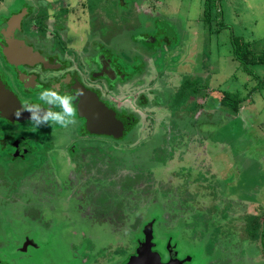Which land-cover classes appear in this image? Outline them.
<instances>
[{
    "label": "rangeland",
    "instance_id": "obj_1",
    "mask_svg": "<svg viewBox=\"0 0 264 264\" xmlns=\"http://www.w3.org/2000/svg\"><path fill=\"white\" fill-rule=\"evenodd\" d=\"M132 1L124 0L123 5ZM22 2L0 0V13L15 12ZM115 2L41 3L52 4L57 20L67 14L65 6L72 9L65 16L67 30L62 36L75 52L84 49V40L91 41V21L94 27L105 26L98 29L103 41L108 42L110 35L111 39L117 37L113 46L121 43L119 50L126 52L137 35L138 30L132 31L140 13L144 14V27L148 29L151 24L152 33H159L154 40L158 50L166 46L168 51L167 60H155L143 67L136 60L131 61L132 66L126 65L125 57L119 56L117 49L111 50L119 57L120 69L133 81L118 86L105 98L132 111L139 121L131 139L121 141L123 144L101 138L107 144L92 155L105 157L106 165L97 161V166L92 164L85 172L80 164L84 181L91 180V201L97 206L89 204L85 192L78 197L75 188L62 180L53 186L48 173L43 178L45 189L41 187L46 194L33 197L45 209H29L23 221L0 200V219L7 216L9 231L25 233L38 245L30 256L33 264L124 263L142 239V228L149 219H158L154 224L158 249L172 240L177 256L191 259L190 264H264V68L250 65L252 73L247 75L230 52V36L254 43L253 56L264 49V0H220V13L215 18L218 26L212 25L211 32L203 26L202 0H139L138 5L133 3L132 18L129 15L127 30L121 34L116 32L125 24L124 12L117 10ZM88 10L96 14L95 18L91 19ZM146 18L153 19V24ZM162 37H167L166 43L159 42ZM187 79L194 83V94L188 90L190 100L185 94L182 100L173 101L181 86L187 89ZM139 87L153 106L138 102ZM223 92H236L243 99L233 115L220 103ZM59 127L52 133L53 145L69 146L68 137L76 134L74 125ZM38 157L15 162L10 171L16 173V179L26 175L32 181L35 173L30 175L27 170L38 168ZM57 158L66 170L67 157ZM88 161L83 158L84 167ZM84 183L80 179V185ZM30 184L23 182L24 200ZM135 191L141 198L138 202ZM157 204L159 209L152 211ZM36 213L43 218L33 226L35 221L29 217H37ZM0 233H9L1 222Z\"/></svg>",
    "mask_w": 264,
    "mask_h": 264
},
{
    "label": "flooded vegetation",
    "instance_id": "obj_2",
    "mask_svg": "<svg viewBox=\"0 0 264 264\" xmlns=\"http://www.w3.org/2000/svg\"><path fill=\"white\" fill-rule=\"evenodd\" d=\"M115 1L118 8L117 10L121 8V10L124 12L125 24L120 26L119 30L116 32L121 34L123 29L127 30L126 22L129 15H131V12L133 11V3L138 5L137 1L139 0L132 1L131 5L129 6H126V4L125 6L123 5L124 0ZM43 2H45V0H23L19 10L15 12L12 10H7L6 12L4 11L0 13L1 81L4 82L11 90L21 106L25 105L26 103H38L44 109L52 107L48 106L44 101L39 100L41 92L46 89H52L55 87L58 89L61 95L67 93L74 96L76 98L73 101L74 106L76 105L75 100H77L79 97L77 92L79 91V87H82L89 92L92 91L97 94L99 99L104 104L110 108H113L118 113V115L125 120L126 132L125 136L118 140L105 136L92 135L86 130L85 119L80 117L76 111V115L74 117L76 122L73 124L76 134L73 137H68L66 142V144H69L70 146V149L68 150V145L65 147L62 144H60L58 147L53 145L54 140H52V133L60 128L59 125L54 127V125L57 123L49 121L47 125L37 127L30 119H25L18 122H10L0 117V134H2V136H0V194H2V198H0V200L3 202V207L9 205L10 209L15 210L13 211V214L17 217L19 216L23 221H26V212H30L29 209H35V206H37L39 207L37 209L40 211L44 207L40 204V201L35 200L33 197L38 196L41 198L46 194L47 191L44 190L45 188L42 184L44 176L47 177L48 173L53 180V186H57L58 180H62L64 181V184H67L68 186L71 185L73 189L75 188L74 194H78V197H81L83 192H85L89 197V204L92 202L93 205L97 206L98 203L95 204L94 201H91V180L84 181V174L80 173V170L84 168V171L87 172L89 170L88 168L92 166V164L97 166V161H101L103 165H106L105 157L101 155H92L99 153L97 150L102 148V145L107 144L105 141H102L101 138L113 140L119 144H123L121 141L126 140V138L127 141H129L135 127L138 124L137 122L136 125L134 124L132 128H129L131 123L127 120V112H133L128 111L125 108L116 107L105 98L107 94L116 92L118 86L122 87L124 85H129L130 82L133 81L131 80V76H129L128 73H125L122 71V69H120L121 65L119 66V63L117 62L119 61V57H116V53V55L112 54V51L113 49H117L118 55L125 57L126 65L130 66L131 61L136 60V62H138L139 65L141 64L143 67L148 66L149 62L152 63L155 60H159L160 62L167 60L165 53L168 52L166 50V46L164 50H158V44H155L154 40L159 36V33H152L153 29L151 24L148 29H146L147 26L144 27V14L142 13L136 16L137 25L136 28L134 27L135 29L132 32L138 30L137 35H135L134 38L131 39L130 43H128L129 46L126 47V52H123L125 51L124 49L119 50L121 43H118L117 48L113 46V40H115L117 37H115V39H111L112 35H110L108 42L103 41L98 29L105 28V26L100 25L98 27H94L92 21L91 41L89 40L87 42L84 40L82 45L84 49L82 51L75 52V49L70 47L71 44L69 40L62 36V33L66 32L67 30V26L64 24L65 16L71 12L72 9L69 8L68 5L67 7L65 6L64 8L67 14H63L61 16L59 15V20H57L55 10H51L50 8L52 7V4L51 6H45V4L41 5ZM62 6H64V3H62ZM23 9H25V15L20 23V28H14V31L10 34V36H2L1 30L6 21L12 15L21 12ZM46 9H48V12ZM89 11L90 10H88V12ZM89 13H91V19L95 18L96 14L94 12L91 11ZM131 18L132 15L130 16V19ZM146 20L150 21L151 18H146ZM151 22L153 24V19ZM140 23L142 25L139 27ZM4 32H6V30ZM7 38H13L15 40L22 41L23 46L30 47L33 49V51H37L48 65H43L41 63L32 65L10 64L2 52L6 46L5 41ZM167 40V37L165 40L162 37L159 39V42L166 43ZM63 43L67 44V46H63ZM138 43L142 44L141 49L137 47ZM129 48H131L132 51H129ZM172 48L174 49V47ZM133 52L135 53L134 55H132ZM13 60L18 62L22 59L20 57L13 58ZM133 64H131V66ZM102 65L105 66V69H103L105 72L111 71L110 75H104ZM138 73H140V71ZM141 87H139V90ZM142 90L143 89L140 90V96H138L140 92H137V96L139 97L138 102L142 103L143 106V103L145 102H147V106H153V104H151L148 98L144 95ZM152 95H154V93H152ZM196 96L197 95H195V97ZM187 100H190V96L187 97ZM154 103L156 105L155 107H163L157 105L156 102ZM183 105H180V107ZM53 111L60 112L61 109L57 106L53 108ZM59 156L61 158L67 157L68 161L67 159L65 161L67 167L66 170H63L60 162H56L59 161L57 158ZM91 156L93 157V161H91ZM28 157H33L34 159L38 157L35 162H39L38 168L43 167V170H39L38 168L33 172L27 170L30 175L35 173V178L32 181L27 180L26 175L17 176L16 179V173L10 171V166L15 162L24 163L27 161ZM42 157L44 158L43 160L41 159ZM85 157L89 158V161L86 162V166L84 167L83 158ZM68 163L74 165V168H69ZM81 163L82 166L81 169H79ZM122 166L124 167V164H122ZM4 168L7 169L4 171ZM7 171L10 172L6 173ZM40 171L45 173H39ZM61 173H65V175L63 176ZM31 177L32 176H29V178ZM80 179L85 182L84 185H80ZM25 180L31 183V186L28 188L29 194L26 200H24V197L21 195L23 182ZM140 186L141 185H139V187ZM41 187L44 189H41ZM96 188L97 187H95V191ZM81 192L82 195H80ZM135 193V200H138V193L136 191ZM94 195L95 192L93 193V196ZM29 198H32V200H29ZM36 216L37 217L34 218L32 215L29 217L32 218L31 220L35 221L33 226L38 225V222L43 218L37 213ZM153 220L156 222L158 219ZM9 221L10 219L7 216H4L0 219L2 226L9 232L0 233V237H2L0 239V264H15L16 262H20L21 264H29L30 262L33 264L30 260V256L31 253L38 249V245L31 239L30 236L24 235L25 233L20 234L11 230L9 231ZM148 222L153 223V225L155 224L152 219H149L147 223ZM5 242H8L7 246L4 245ZM161 249L159 251L162 252L163 261L165 262L168 259V254L165 249H163V251H161ZM178 258L184 259L186 257L183 256ZM190 263L191 259L186 264Z\"/></svg>",
    "mask_w": 264,
    "mask_h": 264
},
{
    "label": "water",
    "instance_id": "obj_3",
    "mask_svg": "<svg viewBox=\"0 0 264 264\" xmlns=\"http://www.w3.org/2000/svg\"><path fill=\"white\" fill-rule=\"evenodd\" d=\"M24 15L25 9L12 15L3 25L1 35L10 36L14 28L19 29ZM5 30L6 32H4ZM5 44L2 52L10 64L32 65L41 63L48 65L37 51L23 46L20 40L7 38ZM20 57L22 60L18 62L13 60V58ZM103 65L102 70L105 69ZM103 73L108 76L111 71L105 72L103 70ZM78 89L79 97L75 100V107L78 115L85 119L86 130L96 136H105L116 140L123 138L126 132L125 120L113 108L104 104L94 92H89L82 87ZM21 107L15 95L0 79V117L10 122L30 119L28 112H24L19 119L15 117L14 113ZM158 245L159 243L155 241L153 223L148 222L142 228V239L137 242L134 252L127 257L123 264H186L189 262L190 259L187 257L184 259L177 257L176 246L172 244L171 240H168L165 247H162L168 254V259L164 262Z\"/></svg>",
    "mask_w": 264,
    "mask_h": 264
},
{
    "label": "trees",
    "instance_id": "obj_4",
    "mask_svg": "<svg viewBox=\"0 0 264 264\" xmlns=\"http://www.w3.org/2000/svg\"><path fill=\"white\" fill-rule=\"evenodd\" d=\"M202 2L203 26L207 29L208 32H211L212 25L218 26L217 20L215 18L219 16L220 13V8L218 7L220 5V0H202ZM217 3H219V5H217ZM253 44L254 43L247 42L242 38L230 36V52L232 55V59L236 60L241 65L242 71L247 75H251L252 73V71L249 69L250 65L258 64L259 66H262L264 68V49L260 50L258 56H253V53H255L256 51L253 48ZM186 83L188 85L187 89L181 86L180 90L176 93L174 100H176L177 98H179V100H182L188 90L190 91V95L194 94L195 89H191L194 87V83H192L189 79H187ZM186 96L189 95L186 94ZM242 101L243 99L239 98L236 92L234 94L223 92L220 99V103L228 109L227 112H229L230 115L238 112L240 108L239 105ZM143 104L145 107L147 106V102ZM127 117V120L131 123L129 128H132L133 125H136V123L138 122V116L136 114L127 112ZM152 221L155 222L153 219Z\"/></svg>",
    "mask_w": 264,
    "mask_h": 264
},
{
    "label": "clouds",
    "instance_id": "obj_5",
    "mask_svg": "<svg viewBox=\"0 0 264 264\" xmlns=\"http://www.w3.org/2000/svg\"><path fill=\"white\" fill-rule=\"evenodd\" d=\"M74 96L67 93L61 95L57 88L46 89L41 92L39 100L44 101L48 106L47 109L41 107L38 103H26L18 109L14 115L17 119L22 117L24 112L30 113V120L37 126L47 125L49 121L61 126L74 124L76 107L73 104ZM59 107L60 112L53 111L54 107Z\"/></svg>",
    "mask_w": 264,
    "mask_h": 264
},
{
    "label": "crops",
    "instance_id": "obj_6",
    "mask_svg": "<svg viewBox=\"0 0 264 264\" xmlns=\"http://www.w3.org/2000/svg\"><path fill=\"white\" fill-rule=\"evenodd\" d=\"M223 114L225 115V113H223ZM95 196H96V193H95V195L93 196V199H94ZM140 199H141V198L138 197L137 202L140 201ZM153 202H156V201H153ZM95 204H97V202H95ZM157 205H158V204H157ZM157 205H156V206H152V209H151V210L153 211V208H154V207H158V206H159V205H158V206H157ZM158 209H159V207H158ZM153 228H154V225H153ZM154 232H155V230H154Z\"/></svg>",
    "mask_w": 264,
    "mask_h": 264
}]
</instances>
